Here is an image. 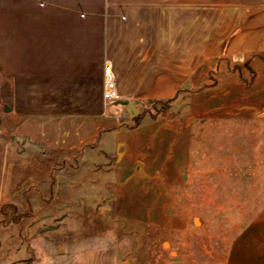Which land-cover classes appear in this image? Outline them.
Instances as JSON below:
<instances>
[{"label": "crops", "instance_id": "crops-1", "mask_svg": "<svg viewBox=\"0 0 264 264\" xmlns=\"http://www.w3.org/2000/svg\"><path fill=\"white\" fill-rule=\"evenodd\" d=\"M106 59L116 101L102 98ZM0 78V205L23 139L26 161L35 150L72 173L90 160L109 168L114 214L162 231L183 253L210 238L192 226L195 119L235 109L250 119L249 103H264V0H0ZM156 102L168 108L152 113ZM256 224L232 247H264ZM233 250L237 263L260 261ZM92 256L116 264L111 252L83 258Z\"/></svg>", "mask_w": 264, "mask_h": 264}, {"label": "rangeland", "instance_id": "rangeland-1", "mask_svg": "<svg viewBox=\"0 0 264 264\" xmlns=\"http://www.w3.org/2000/svg\"><path fill=\"white\" fill-rule=\"evenodd\" d=\"M7 99V82L0 78V115ZM249 104L255 107L254 118L240 117L235 109L195 119L190 186L199 207L192 226L207 228L210 238L183 253L162 231L114 214L109 168L99 173L104 169L90 160L72 173L73 168L56 164L61 157L47 152L42 161L35 150L28 152L33 161H26L24 140L16 139L10 193L0 205V264H106L103 258L83 256L109 252L116 264H264L261 241L251 248L232 247L255 220L257 232L264 233V103ZM167 108L168 102L149 110ZM233 249L260 261L249 263L246 256L237 263Z\"/></svg>", "mask_w": 264, "mask_h": 264}, {"label": "built area", "instance_id": "built-area-1", "mask_svg": "<svg viewBox=\"0 0 264 264\" xmlns=\"http://www.w3.org/2000/svg\"><path fill=\"white\" fill-rule=\"evenodd\" d=\"M103 90L102 98L104 101H116L118 99V92L114 77L113 64L109 59L103 62Z\"/></svg>", "mask_w": 264, "mask_h": 264}, {"label": "trees", "instance_id": "trees-1", "mask_svg": "<svg viewBox=\"0 0 264 264\" xmlns=\"http://www.w3.org/2000/svg\"><path fill=\"white\" fill-rule=\"evenodd\" d=\"M165 103H167V102H156L154 104H165Z\"/></svg>", "mask_w": 264, "mask_h": 264}, {"label": "bare ground", "instance_id": "bare-ground-1", "mask_svg": "<svg viewBox=\"0 0 264 264\" xmlns=\"http://www.w3.org/2000/svg\"><path fill=\"white\" fill-rule=\"evenodd\" d=\"M196 222H198V221L196 220Z\"/></svg>", "mask_w": 264, "mask_h": 264}]
</instances>
